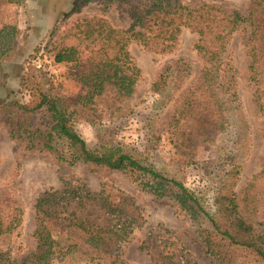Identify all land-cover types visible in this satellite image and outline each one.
<instances>
[{"label": "trees", "instance_id": "obj_1", "mask_svg": "<svg viewBox=\"0 0 264 264\" xmlns=\"http://www.w3.org/2000/svg\"><path fill=\"white\" fill-rule=\"evenodd\" d=\"M8 1L21 5L25 0ZM92 3L101 5V15L78 18L64 29L55 27L44 48L53 53L58 64L85 65L80 74L85 94L74 105L68 104L40 87L42 76H32L39 102L0 105L13 110L0 120V129L7 130L10 139L26 153L45 155L69 167L84 165L98 174L122 175L154 200L174 204L188 217L212 264H264V221L256 218L258 205L251 189L234 190L241 174L237 167L229 172V182L217 184L210 203H206L196 190L148 165L136 150V154L132 153L119 142L90 148L75 126L78 106L92 112V124L101 119L96 112L104 105L111 120L126 117L137 85L144 77L129 50L130 45L136 44L157 55H171L178 50L180 36L187 29L197 35L194 50L202 61L197 83H191L200 95L196 106L221 127L229 123V127L243 136L244 121H239V115L230 124L222 112L224 102L233 104L240 99L230 45L237 32L249 28L245 48L250 81L258 84L263 80L264 0H251L246 11L211 2L194 6L182 0H148L142 6L132 4L131 0H75L67 17L80 13ZM115 5L129 18L128 27H116L106 18L107 11ZM17 35L16 24L2 25L0 60L11 52ZM72 38L91 41L97 49L84 60L76 45H66ZM194 74L192 63L184 58L176 59L156 72L149 90L160 96L171 91L180 93ZM258 107L264 124V107L259 98ZM155 114L159 113L155 111ZM37 115L42 121L36 126L32 120ZM61 181L60 190H47L35 200L33 251L18 260L0 250V264L69 261L79 253L80 244L70 236L55 237L50 227L54 224L83 236L84 244L91 250L88 255L91 263L128 264L123 259V249L144 223L139 206L130 196L115 192L109 184L92 191L76 179ZM208 204L212 206L211 212L206 207ZM21 224L20 208L14 209L9 220L3 218L0 210V240L4 235L15 233ZM150 264L183 263L176 255L169 254Z\"/></svg>", "mask_w": 264, "mask_h": 264}, {"label": "rangeland", "instance_id": "obj_2", "mask_svg": "<svg viewBox=\"0 0 264 264\" xmlns=\"http://www.w3.org/2000/svg\"><path fill=\"white\" fill-rule=\"evenodd\" d=\"M73 1L29 0L17 5L0 0V29L3 24H16L18 27L11 52L0 60V105L38 103L40 95L36 80L32 78L36 75L42 76L40 87L43 90H50L68 104L74 105L85 94L86 89L80 79L85 65L58 64L53 53L44 49L55 27L64 29L65 25L78 18L102 14L101 5L92 3L80 13L67 17L73 9ZM182 1L194 6L211 2L246 11L251 0ZM131 3L142 6L148 0H131ZM106 18L119 28L130 24L127 15L122 14L117 5L107 11ZM248 33L249 28H242L231 42L240 99L233 104L224 102L222 111L230 124L239 115V121H244L243 136L229 127V123L225 128L221 127L218 121L211 120L196 106L200 95L191 83H197L202 61L194 50L197 35L187 29L180 36L178 50L171 55L149 53L131 44L129 50L144 77L137 85L127 116L111 120L110 112L104 105L96 112L101 119L98 121L96 118L97 121L92 124V112L78 106L75 117L77 131L92 149L119 142L132 153L137 151L148 165L196 190L206 203H210L217 184L229 182V172L237 167L241 174L234 190L251 189L258 205L256 218L264 221V124L258 107V98L264 107V79L258 84L250 81L245 48ZM66 45H76L84 60L97 49L91 41H76L73 38L67 40ZM179 58L192 63L195 69L190 83L177 94L172 91L164 96L152 93L150 83L156 72ZM28 81L31 83L28 84ZM237 105H241L239 110L233 111ZM12 111L10 107H1L0 120ZM41 121L42 117L37 115L32 123L37 126ZM61 179L79 180L92 191H99L102 185L109 184L115 192L130 196L139 206L144 223L123 249V259L128 264H150L169 254L176 255V259L183 264H212L188 217L174 204L154 200L122 175L98 174L84 165L69 167L45 155L26 153L10 139L3 127L0 129V210L3 218L9 220L14 209L20 208L22 224L15 233L1 238V251L11 253L18 260L33 251L35 200L47 190H60ZM209 205L206 207L211 212L212 206ZM50 227L55 237L70 236L80 244L79 253L59 264H93L88 258L91 250L84 244L79 232L56 224Z\"/></svg>", "mask_w": 264, "mask_h": 264}, {"label": "crops", "instance_id": "obj_3", "mask_svg": "<svg viewBox=\"0 0 264 264\" xmlns=\"http://www.w3.org/2000/svg\"><path fill=\"white\" fill-rule=\"evenodd\" d=\"M74 1H75V0H74ZM74 1H73V2H74ZM25 2H26V3H28V2H29V0H25ZM72 6H73V4H72Z\"/></svg>", "mask_w": 264, "mask_h": 264}]
</instances>
